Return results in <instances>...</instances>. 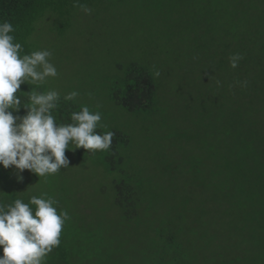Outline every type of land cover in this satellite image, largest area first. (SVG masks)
I'll return each mask as SVG.
<instances>
[{
    "label": "trees",
    "instance_id": "1",
    "mask_svg": "<svg viewBox=\"0 0 264 264\" xmlns=\"http://www.w3.org/2000/svg\"><path fill=\"white\" fill-rule=\"evenodd\" d=\"M54 2L58 4L59 0H0V22L12 23L11 35L14 42L22 45V51L28 44L25 34L30 32V24L44 18L45 7ZM215 13L232 16L230 28L226 20L216 36L222 39L219 56L226 95L229 92L233 102L237 97L233 110L226 98L222 106L240 124L234 132L219 133L217 141L222 146L209 153L207 165L203 155L199 159L190 155L181 158L182 152L175 154V189L169 191L168 186L149 195L146 187H137L121 170L127 155L123 149L132 142L122 131L98 127L100 134L115 132L111 149L92 153L81 148L74 152L77 164L92 159L107 174L124 177L113 180L115 194L111 201L120 212L122 226L132 223L144 226L156 218V222L149 224L146 240L133 236L132 246L127 242L120 246L113 241L116 232L108 228L109 232L99 221L90 222L89 217L95 219L92 208H97L101 197L97 196L96 205L91 207L79 196L81 188L75 178L66 179L62 173L38 177L25 170L23 182H18L14 168L0 166V201L10 204L20 198L28 203L31 196L46 192L58 201V212L66 210L71 217L63 226L59 246L48 254L46 264H264V0H199L198 10L189 14L191 20L175 21L179 45L189 43V37L200 45L201 21ZM239 41H245L244 46H236ZM233 54L242 56L236 68L230 64ZM153 63L154 59L147 60L144 56L128 65H118L123 76L110 93L117 106L136 115L154 114L161 103L169 106L170 100L175 101L171 93L165 94L161 88L165 64ZM231 87L234 91H227ZM33 89L43 91L32 83L21 86L20 91L24 92L17 95L22 103L28 102L27 91ZM80 107L75 101L65 102L61 97L54 115L59 123H71L70 113ZM83 203L90 210L80 209ZM111 240L116 246L114 250ZM141 245H149L151 250H142ZM124 255H132V259Z\"/></svg>",
    "mask_w": 264,
    "mask_h": 264
},
{
    "label": "rangeland",
    "instance_id": "2",
    "mask_svg": "<svg viewBox=\"0 0 264 264\" xmlns=\"http://www.w3.org/2000/svg\"><path fill=\"white\" fill-rule=\"evenodd\" d=\"M80 3L92 11L85 13L74 7L72 0H59L58 4L46 6L44 18L30 24V32L25 34L28 44L21 55L50 50V60L59 74L37 86L43 91L55 89L61 97L78 91L79 96L74 101L79 106L86 105L92 111L101 112L99 128L118 129L130 136L131 145L123 149L127 153L121 167L127 173L124 177L137 187H146L149 195L162 192L168 186L171 191L176 187L173 181L177 177L175 154L182 152L181 158L190 155L199 159L203 155L207 165L209 153L222 146L217 141L219 133L234 132L240 124L235 123V117L222 106L226 98L229 109L233 110L237 97L233 102L229 92L226 95L219 56L222 39L216 36L226 20L230 28L232 16L223 15L225 13L206 16L201 21L200 45L193 37H189V43L179 45L175 21L191 20L189 14L198 10L199 0L184 3H175V0H80ZM244 43L239 41L236 46H244ZM143 55L147 60L154 59L155 66L165 64L161 88L165 94L171 93L175 101L170 100L169 106L161 103L154 114L136 115L117 106L110 93L116 86L114 83L123 76L118 65H128L131 60L144 58ZM24 85L27 83L21 86ZM230 90L234 88L227 89ZM228 115L231 118H227ZM66 155L70 165L58 173L66 179L74 181L75 178L81 188L79 196L91 203V207L96 205L97 196L101 197L97 208H92L95 219L89 217L90 222L99 221L105 228H111L117 234L113 241L120 246L125 242L132 246L133 236L146 240L149 224L156 222V218L148 220L144 226L134 223L122 226L120 212L111 201L115 194L113 180L124 177L107 174L92 159L77 164L76 155L71 151H66ZM86 203L79 208L87 209ZM147 248L151 250L149 245L140 247ZM124 257L132 259V255Z\"/></svg>",
    "mask_w": 264,
    "mask_h": 264
},
{
    "label": "clouds",
    "instance_id": "3",
    "mask_svg": "<svg viewBox=\"0 0 264 264\" xmlns=\"http://www.w3.org/2000/svg\"><path fill=\"white\" fill-rule=\"evenodd\" d=\"M73 6L85 13L92 11L80 0H73ZM13 32L11 22H0V166L14 168L17 181L23 182L25 170L46 177L69 167L66 151H109L115 132H97L100 111L81 105L79 111L70 113L71 123H59L54 112L61 94L55 89L27 91L28 102L22 103L17 95L24 92L20 91L22 84H43L59 73L48 49L21 55L22 45L14 42ZM240 59L242 56L233 54L231 67L236 68ZM78 96L74 90L63 100L74 101ZM57 205L46 192L31 196L28 203L20 198L10 204L0 201V264H46L48 254L60 244L65 222L71 218L66 210L58 212Z\"/></svg>",
    "mask_w": 264,
    "mask_h": 264
}]
</instances>
